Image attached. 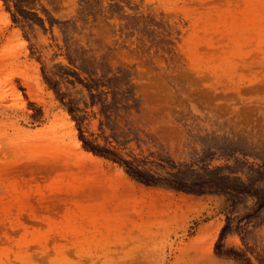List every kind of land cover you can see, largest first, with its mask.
<instances>
[{
  "label": "rangeland",
  "instance_id": "374dc122",
  "mask_svg": "<svg viewBox=\"0 0 264 264\" xmlns=\"http://www.w3.org/2000/svg\"><path fill=\"white\" fill-rule=\"evenodd\" d=\"M0 264H264V0H0Z\"/></svg>",
  "mask_w": 264,
  "mask_h": 264
},
{
  "label": "bare ground",
  "instance_id": "6f19581e",
  "mask_svg": "<svg viewBox=\"0 0 264 264\" xmlns=\"http://www.w3.org/2000/svg\"><path fill=\"white\" fill-rule=\"evenodd\" d=\"M75 146H77V143L74 144ZM89 158L92 159V157L89 155Z\"/></svg>",
  "mask_w": 264,
  "mask_h": 264
}]
</instances>
